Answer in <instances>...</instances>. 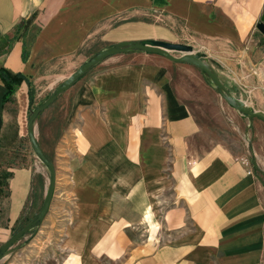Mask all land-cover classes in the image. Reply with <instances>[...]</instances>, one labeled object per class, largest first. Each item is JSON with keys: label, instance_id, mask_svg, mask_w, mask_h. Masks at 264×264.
Returning a JSON list of instances; mask_svg holds the SVG:
<instances>
[{"label": "crops", "instance_id": "crops-1", "mask_svg": "<svg viewBox=\"0 0 264 264\" xmlns=\"http://www.w3.org/2000/svg\"><path fill=\"white\" fill-rule=\"evenodd\" d=\"M149 16L193 32L194 50L264 112V0H0V67L23 76L9 97L0 79V143L10 121L26 134L29 88L35 102L45 78ZM62 95L53 195L30 245L59 250L58 264H264L263 120L248 128L198 68L153 52L111 55ZM41 168L30 155L9 170L0 243L28 202L26 215L39 210Z\"/></svg>", "mask_w": 264, "mask_h": 264}, {"label": "rangeland", "instance_id": "rangeland-1", "mask_svg": "<svg viewBox=\"0 0 264 264\" xmlns=\"http://www.w3.org/2000/svg\"><path fill=\"white\" fill-rule=\"evenodd\" d=\"M141 25L142 26H136L133 29V30L136 29L134 32L132 30L131 33H128V35H126L127 37L125 40L154 38V39H159V40H164V41H169V42H179V43L190 44L193 42L194 36H195V34L193 32L188 31V29L184 27V25L173 24L172 22L167 21L166 19H162L160 17L159 18L154 17V16L144 17L143 23ZM116 42H119V41H111L107 45H110ZM94 52L95 51H93L92 53ZM172 53L174 55L179 54V52L177 51H172ZM210 61L216 68L217 65L215 61H213L212 59H210ZM73 68L74 66H71L68 69L63 68L62 71L55 73V75L53 74L52 76L45 78L40 83V87H37V93L41 92V94L37 97V99H34L37 101V102L36 101L33 102L34 106L37 105L39 102H41L43 99H45L49 95V93L54 89V87L70 74ZM48 82L52 83V85L49 88H45V86L48 85ZM31 90L33 93L32 97L34 98L36 87L35 86L31 87ZM66 93L67 92H65L64 95H66ZM64 95L61 94L60 95L61 97L59 98V100L51 104V107L49 108V110H47L45 117L42 120L43 124H40V121H39L38 125H35V133H36L38 143L41 144L43 148H45L51 160H53L52 154H53V149L55 147V144L60 138L62 129L64 128V117L66 113ZM4 134L5 135L3 136L2 142L0 143V191L1 193L2 191H4V187L6 183L5 173L6 172L9 173L10 169L26 164V159L30 157V155L33 156L32 151H31V146L29 143V139L27 137V132L23 136H18L16 125L13 121H10L8 125L5 127ZM33 158L39 162V160L35 156H33ZM39 165L40 167L42 166L41 168L42 171H45L48 177V173L45 167L40 162H39ZM36 184H37L36 186L38 187V182H36ZM41 196H42V193H39V202L40 201L42 202L40 198ZM161 196L162 195H160V197ZM165 202H166L165 199L160 198L159 200L160 208H162V206L163 207L165 206ZM31 203L33 202L31 201ZM31 203L28 202L26 206L29 208ZM36 204L38 205V200L35 202V205ZM28 208L25 209L26 212ZM39 208L40 207H38V209ZM26 212H25V216L27 217L20 218V220L14 225L12 233L17 231L19 228H21L28 220H30L34 216V214H36V213L33 214L31 211L28 216V214L26 215ZM154 223H155L154 227H159V222L155 221ZM33 231H35V229L23 235L12 246L9 252L4 256V258L0 261V264H58L57 259L60 255L59 250H56L54 253L53 251L49 252L46 250H39L37 246L29 244L34 238ZM2 244L3 242L0 243V246ZM59 260L61 259L59 258Z\"/></svg>", "mask_w": 264, "mask_h": 264}, {"label": "water", "instance_id": "water-1", "mask_svg": "<svg viewBox=\"0 0 264 264\" xmlns=\"http://www.w3.org/2000/svg\"><path fill=\"white\" fill-rule=\"evenodd\" d=\"M258 27L264 33V23ZM172 51L179 52L174 55ZM125 52H153L166 58L181 63H188L198 68L208 84L216 91L230 106L247 117L248 128L252 125V120L257 117L264 121V112L254 110L242 98L232 92L221 80L220 73L214 67L209 57L203 52H197L194 47L187 43L169 42L154 38L122 40L110 45H106L91 55H89L78 67L73 70L65 79L58 83L49 95L29 110L27 116V137L31 146L33 156L45 167L48 173V186L42 204L37 213L28 220L21 228L13 232L0 246V261L9 252L12 246L26 233L38 228L48 211L53 195L55 183V168L52 160L42 150L38 143L35 125L38 116L48 108L64 91L74 85L88 71L97 66L105 58Z\"/></svg>", "mask_w": 264, "mask_h": 264}, {"label": "trees", "instance_id": "trees-1", "mask_svg": "<svg viewBox=\"0 0 264 264\" xmlns=\"http://www.w3.org/2000/svg\"><path fill=\"white\" fill-rule=\"evenodd\" d=\"M22 78H23V76L20 73H12L3 67H0V79H1L2 83L4 84V86L7 88V96L8 97L13 92V90L17 86V84H19V82L22 80ZM28 92H29V106H30L29 108L31 109L32 107H34L31 88H29ZM48 157H49V155H48ZM8 174L9 173L6 172L5 177H7Z\"/></svg>", "mask_w": 264, "mask_h": 264}]
</instances>
